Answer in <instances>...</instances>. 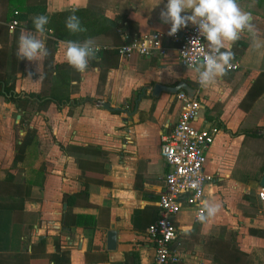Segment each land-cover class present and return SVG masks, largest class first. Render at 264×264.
<instances>
[{
    "label": "crops",
    "instance_id": "0c3cea01",
    "mask_svg": "<svg viewBox=\"0 0 264 264\" xmlns=\"http://www.w3.org/2000/svg\"><path fill=\"white\" fill-rule=\"evenodd\" d=\"M237 2L251 12L264 44V0ZM166 4L167 0H0L1 86L3 81L14 83L15 93L42 99L55 93L87 100L60 108L53 101L44 110H37L39 101L34 100L17 114L0 96V264H54L56 242L71 264L153 260L146 224L158 219L157 203L164 192L167 168L160 156L161 136L174 127L183 104L177 94L162 91L156 96L152 89L180 83L195 90L201 106L193 125L218 129L206 151V170L215 181L207 187L205 201L219 204L220 210L203 223H194L190 209L175 216L178 236L172 250L180 255L178 264H264V201L258 196L264 190L259 184L264 176V47L254 49L245 30L229 46L234 53L230 64L238 69L227 70L207 88L197 87L196 73L177 62L170 25L160 19ZM41 14L55 16L48 24L64 32L67 17L75 14L83 31L61 33L65 42L83 43L87 23L94 46L107 50L90 59L83 73L76 71L66 61L63 40L49 26L43 35L36 32L32 18ZM13 20L19 26L10 31ZM21 32H32L45 43L50 54L42 63L17 58ZM152 33L164 36L165 56L121 59L114 50ZM100 103L117 110H105ZM12 117L15 123L24 118L16 142L8 125ZM23 141L27 145L20 153ZM74 147H99L104 154H80ZM16 154L22 158L13 165ZM79 159L93 164L84 171L87 177L81 174ZM98 164L105 170L100 184L93 182L98 173L91 172ZM85 183L86 197L80 194ZM63 195L76 198L68 206ZM138 210L142 212L134 215ZM66 212L72 225L64 228ZM109 230L117 234L116 248L110 252Z\"/></svg>",
    "mask_w": 264,
    "mask_h": 264
},
{
    "label": "built area",
    "instance_id": "2783aa9c",
    "mask_svg": "<svg viewBox=\"0 0 264 264\" xmlns=\"http://www.w3.org/2000/svg\"><path fill=\"white\" fill-rule=\"evenodd\" d=\"M19 26L13 20L8 29L15 30ZM176 46L178 64L189 70V63L197 65L207 53V41L199 36L196 26L179 30L176 35L169 36ZM96 55L107 50L103 46H95ZM118 57L127 59L132 55L149 57L153 54L165 56L168 49L164 45V36L160 33L142 35L125 41L114 48ZM238 65L231 64L227 70L236 71ZM194 72V71H193ZM195 84L201 87L198 76ZM182 102L183 110L170 132L161 136L160 156L167 168L163 174L164 192L158 200V219L146 230L147 240L154 250L153 260L149 264H178L180 255L171 248L176 242L178 229L175 216L182 210H193L194 223L199 214L204 213L205 191L215 181L214 174L206 170V151L213 144L218 129L209 127L200 129L193 124L199 117L201 109L198 100L189 98L185 93H177ZM264 201V190L258 194Z\"/></svg>",
    "mask_w": 264,
    "mask_h": 264
},
{
    "label": "clouds",
    "instance_id": "9594fccd",
    "mask_svg": "<svg viewBox=\"0 0 264 264\" xmlns=\"http://www.w3.org/2000/svg\"><path fill=\"white\" fill-rule=\"evenodd\" d=\"M160 19L162 23L170 25L169 36L176 35L182 27L186 28L192 24L196 26L199 36L207 41L208 51L202 62L188 65L189 70L197 74L198 82L203 88L214 83L217 77L227 74L230 62L234 58L229 46L238 41L241 38L240 34L245 30L251 34L254 49L264 47L252 23L251 12L242 10L237 0H167V4L160 11ZM32 20L36 32L43 35L49 18L41 14ZM65 25L71 33L83 31L75 14L67 17ZM60 43L66 48L67 63L80 73L86 70L89 60L96 57V48L91 39L83 43L71 40ZM49 54L45 43L36 34L21 32L16 53L19 60H39L42 63ZM203 207L206 214L197 216V220L202 223L214 217L220 210L219 204L207 201Z\"/></svg>",
    "mask_w": 264,
    "mask_h": 264
},
{
    "label": "trees",
    "instance_id": "16d2710c",
    "mask_svg": "<svg viewBox=\"0 0 264 264\" xmlns=\"http://www.w3.org/2000/svg\"><path fill=\"white\" fill-rule=\"evenodd\" d=\"M78 14H81V12H79ZM65 16H67V14ZM79 16H81V15H79ZM52 18L55 19V16L50 17L49 22L53 23ZM27 25L29 28L33 27L31 24H27ZM47 26H49V29L51 30V32L53 33V35L55 37H57L58 39L63 40V41H65V37L61 33L64 34V33L70 32L68 29L65 32L62 28L56 29V28L50 26L49 24H47L46 27ZM84 27L86 30L83 32V34H85L84 35L85 40H87L90 38L88 36V34L90 33L89 25H87V23H86V26L84 25ZM3 82H4V86H1V82H0V96H2L4 98L6 103H11L15 106V110L17 111V114H19V113L21 114V113L25 112L26 106L30 103V101H34V100L39 101L37 103V110L46 109V107L50 103H52L53 101L56 102V105L58 108H60V106L66 102H68L69 104L72 103V104L77 105V103H81V102L85 103L87 101L86 99H84V100H70L69 94H67L66 96L59 97V95H55V93H52L51 94L52 96L49 99H42V98H39L37 95H34V94H22V93L17 94L14 92V83L7 85V83L5 81H3ZM23 121H24V118L21 117V120H20L21 125H23ZM206 121L213 122V120L210 117H206ZM26 145H27V143L25 141H23L21 143V145L19 146L18 152H20V153L23 152ZM61 149L63 150L62 146H61ZM73 149L76 153L88 154L91 156H101L104 154L103 151H101V149L99 147H86V148L74 147ZM21 158L22 157H20V155L16 154L14 156L13 165H15L18 160H21ZM78 166H79V169L81 171V174H84L85 173L84 171H90L89 169L92 168L93 164L89 163L88 165H85L84 161L79 159ZM91 172L98 173V177L94 176L96 178L93 179L94 180L93 182L100 184L102 182V177L105 174V170L102 169V165L98 164V168H96V170H93ZM89 175H90V173H89ZM85 176L87 177L86 173H85ZM87 186H88V184L85 183L83 190L80 192V194H82V196H84V197L87 196ZM67 196L68 195H63L62 200H63V202L67 203L68 206H70L71 200L73 201V199L76 198V196L75 195H69L68 197ZM78 196H79V194H78ZM141 212L142 211H140V210L134 211V215L140 214ZM70 220H71V216L69 215V212H66L65 214H63L62 215V222H61L62 227L67 228V227H69V225H72V224H69ZM154 222H152V223H154ZM132 223H134V222H132ZM76 224H78L77 221H76ZM146 225H147V227L150 226L148 224H146ZM133 227H135V223L133 224ZM173 244H172V246H173ZM172 246H171V248H172ZM55 249H56L57 254L53 255V257H52L54 264H71L69 261V258L66 256L65 253H63V252H62V254L59 253L60 246H59V243H57V242L55 243Z\"/></svg>",
    "mask_w": 264,
    "mask_h": 264
},
{
    "label": "water",
    "instance_id": "95a60500",
    "mask_svg": "<svg viewBox=\"0 0 264 264\" xmlns=\"http://www.w3.org/2000/svg\"><path fill=\"white\" fill-rule=\"evenodd\" d=\"M168 92V93H185L189 98H193L194 94H195V90L193 88H191L190 86L186 85L185 83H180L177 86L170 88V87H166L160 84H156L153 89V95H158L160 92ZM100 105L108 111H115L117 109L114 108H110L109 105L107 103H100ZM19 118V116H17V119ZM259 184L261 186V188L264 189V176L260 179ZM116 241H117V234L115 231L113 230H109L106 233V250L107 251H114L116 248Z\"/></svg>",
    "mask_w": 264,
    "mask_h": 264
},
{
    "label": "rangeland",
    "instance_id": "374dc122",
    "mask_svg": "<svg viewBox=\"0 0 264 264\" xmlns=\"http://www.w3.org/2000/svg\"><path fill=\"white\" fill-rule=\"evenodd\" d=\"M14 116V115H13ZM19 123V124H18ZM8 125L10 126L9 128L11 130H13V141L16 142V140L18 139V128L19 126L22 127V125L20 124V122L15 123V119L14 117H12L11 121H9Z\"/></svg>",
    "mask_w": 264,
    "mask_h": 264
}]
</instances>
